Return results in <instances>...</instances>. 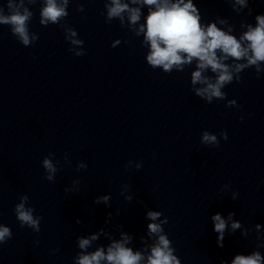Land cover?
I'll use <instances>...</instances> for the list:
<instances>
[{
  "label": "clouds",
  "instance_id": "1",
  "mask_svg": "<svg viewBox=\"0 0 264 264\" xmlns=\"http://www.w3.org/2000/svg\"><path fill=\"white\" fill-rule=\"evenodd\" d=\"M36 3L37 0H7V14L5 7L0 6V25L10 26L11 34L25 47L32 46L38 40V34L29 30L34 14L26 6V4ZM69 3L70 0H43L39 23L42 26L49 24L61 26L64 29L65 40L70 44L68 50L80 57L86 54L83 49L84 41L78 38V33L73 28L61 23L69 14L67 11ZM130 5L139 6L131 7ZM143 6H147V15L144 16V22L140 23ZM232 7L239 13L241 9L248 8V0H234ZM104 8L106 10L105 23L110 24L112 20L118 19L120 26L124 27L125 14H127V26L133 35L143 36L141 44L148 48L146 62L152 69L160 68L165 73L183 72L186 66H191L195 62V70L191 72V91L208 103H212L214 99L225 100L226 93L223 89L233 81L240 83V74L244 70L254 68L257 78L261 72H264V14L255 16V27L242 23L241 27H246L247 31L237 38L232 34L231 26L225 31L217 26V22L206 25L202 23L199 9L193 0H187V2L185 0H129V2L105 0ZM77 11H84L82 4L77 6ZM248 14H251L250 8ZM218 23L224 25L227 21L218 20ZM120 42L116 40L111 46L116 47ZM209 71L212 75L207 74ZM226 106L239 107L236 100H227ZM220 136L224 140L228 139L224 131L220 133ZM201 143L219 147L220 142L216 135L204 131ZM54 155V153H49L42 160V167L45 171L44 179L51 182L55 181L60 163L58 160L53 162ZM65 163H70L67 160V154H65ZM76 167L79 171L86 169L87 164L79 162ZM141 167L142 163L136 164L138 170ZM125 170H127V165H125ZM79 183L78 180H74L73 186ZM228 189L229 185L225 184L221 190L227 191ZM65 191L69 189L66 188ZM121 194L123 195V191ZM237 195L238 193L233 192L232 199L235 200ZM125 199L130 201L132 197L128 195ZM109 200L110 196L105 195L97 197L94 203L103 202L107 205ZM28 205V195H21L19 203L14 205L13 212L21 228L28 227L38 234L41 230L42 217L34 215L35 209ZM111 215V213L108 214L109 218ZM162 215L160 211L146 213V219L152 221L147 224V236L153 240V243L147 245L143 251H133L131 247H128L132 237L123 232L118 240L109 236L111 243L106 250L101 246L95 251H87L100 235H108L104 229H101L87 238H77L81 252L74 258V264H181V260L174 254L176 249L172 246V241L164 231L163 226L168 223V218L161 219ZM234 215L235 213L229 212L226 220L217 212L211 217L213 230L218 233L217 245L219 247H223L228 221H231L233 233L242 227L239 221L232 219ZM76 223H81V221L77 219ZM255 228L259 231L260 224H257ZM12 235L9 226L0 224V246L7 243ZM242 235L247 236L248 229H244ZM144 240L145 238L141 237V241L144 242ZM258 247H264V242L258 244ZM54 251H59V249ZM262 262H264V256L259 251H253L250 255H236L231 264H262ZM221 264H226V262L222 260Z\"/></svg>",
  "mask_w": 264,
  "mask_h": 264
}]
</instances>
